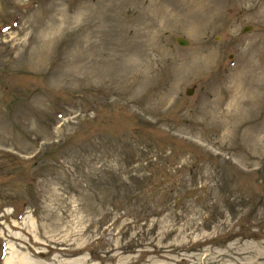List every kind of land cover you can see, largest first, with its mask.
<instances>
[{"label": "rangeland", "instance_id": "1", "mask_svg": "<svg viewBox=\"0 0 264 264\" xmlns=\"http://www.w3.org/2000/svg\"><path fill=\"white\" fill-rule=\"evenodd\" d=\"M9 254L264 264V0H0Z\"/></svg>", "mask_w": 264, "mask_h": 264}, {"label": "water", "instance_id": "2", "mask_svg": "<svg viewBox=\"0 0 264 264\" xmlns=\"http://www.w3.org/2000/svg\"><path fill=\"white\" fill-rule=\"evenodd\" d=\"M248 26V25H247ZM246 26L243 27V30H245ZM176 42L180 45H186L188 43L187 39H184L182 36H176ZM192 88L187 87L185 90V93L191 92Z\"/></svg>", "mask_w": 264, "mask_h": 264}, {"label": "bare ground", "instance_id": "3", "mask_svg": "<svg viewBox=\"0 0 264 264\" xmlns=\"http://www.w3.org/2000/svg\"><path fill=\"white\" fill-rule=\"evenodd\" d=\"M247 99V98H246ZM14 256L12 255H8L6 256L5 260H4V264H22V261H16L17 259L13 258Z\"/></svg>", "mask_w": 264, "mask_h": 264}]
</instances>
